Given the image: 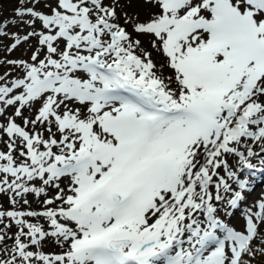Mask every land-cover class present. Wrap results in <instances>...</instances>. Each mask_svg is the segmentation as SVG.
Returning a JSON list of instances; mask_svg holds the SVG:
<instances>
[{
	"label": "bare ground",
	"instance_id": "6f19581e",
	"mask_svg": "<svg viewBox=\"0 0 264 264\" xmlns=\"http://www.w3.org/2000/svg\"><path fill=\"white\" fill-rule=\"evenodd\" d=\"M147 1L149 3L150 0ZM161 1L178 2V5L185 8L186 13H194L189 14L191 15L189 21L187 23L185 21V25L183 23L182 29L178 28L180 30L176 31L174 37L177 52L182 56L190 55L198 64L207 65L205 73L210 71L213 74L212 83L198 80L191 86L189 97L198 93L193 106L197 107L203 116L199 121L190 116V112L194 110L192 106H188V113L185 116L165 121L166 119L157 116L151 110L137 109L130 104L108 99L90 91L95 84L101 83L104 79L101 72L92 69L91 62L95 59L91 57V50L96 48L99 50L102 63L96 62L95 65H101L107 70L118 67L123 56L119 52L114 53L113 44L107 40L93 39L91 31L98 30L99 27L109 30L113 26V23L109 26L104 20H98L96 17L101 7L99 0H75L73 19H64L60 16L48 18L46 24L51 26V29L53 24L55 29L57 25L58 32L63 30L62 34L67 38L61 39H66L65 44L66 42L79 44L80 49L84 47V50H76L77 55H70L71 53L67 55L73 63L83 64L79 67L77 63L75 70L69 71L71 75L68 76L75 77L74 83L64 80L68 78L65 70L57 69L54 71L53 79L48 77L54 83L52 86L47 82V78L34 82L36 85L32 87L30 85L28 92L32 101L44 111L68 108L71 118L74 119L76 114L74 104H79L80 109L84 110L82 104L86 103L91 116L81 122V131L78 124L67 126L66 120L69 117H65L63 124L68 128L62 130L64 139L58 143L53 140L47 143L43 152L49 155V163L42 165L34 176L28 177L27 183H24L17 196L21 203L22 216L33 219L35 264H101L96 248L106 245L117 235H130L134 246L141 237H144L145 242L158 239L165 242V245L174 247L180 238V229H170L169 234L165 235L162 227L172 225L168 218L176 216L175 210L179 211L174 221L177 225L184 219L200 218L197 213H194V217L190 216L185 212L186 207L173 199L175 189L180 188L183 178L196 169V163L204 158L205 150L211 146L213 138L218 136L217 129L212 126L214 120L212 104L221 102L222 95L229 96L233 84L241 81L242 77L245 75L249 77L256 65V51L252 42L242 43V25H239V20L236 22L230 19L225 2L222 3L224 0ZM242 7L247 11L255 10L261 19L260 23L264 26V2L244 0ZM176 10L178 12V9ZM24 11L29 17L34 16L31 13L35 10ZM75 22L79 23L76 29L71 25ZM77 30L82 33L79 37L75 34ZM258 41L257 37L255 43ZM86 46L91 47L86 50ZM123 57L131 58V54H125ZM88 61L89 64L85 65L84 63ZM130 71L129 73L133 72ZM213 71H220V75ZM215 77L217 78L214 84ZM136 79L143 82L141 76H137ZM246 82L243 80L241 86ZM245 90L243 87L232 94L231 98L249 92ZM139 98L149 103L151 109L155 108L154 103L159 99L153 91L148 95L141 91ZM206 105L207 115L204 116ZM5 112L0 109L1 118L5 116ZM166 123L170 125H165ZM208 163L209 161H206L204 166ZM200 174L202 173L197 174L198 179ZM113 191L120 192L122 199L117 204L109 205L106 197ZM221 194L216 192L214 197L223 205ZM166 202L173 205V208L162 214L168 205L161 211L160 208ZM254 211L252 208L244 214L242 212L238 216L234 215L229 218L228 224L233 227L237 225V228L239 226L248 228L250 221L253 220ZM182 231L187 232L186 229ZM222 236L220 244L208 247L201 246L200 241L195 240L193 236L186 237L185 244L191 248L195 247L198 257L193 260H196L197 264L229 262L239 264L242 256L238 258V237L234 239L230 230L223 232ZM131 248L132 246H122L120 251H113L120 255L122 252L127 253ZM161 257L163 251L150 252L144 256L147 264Z\"/></svg>",
	"mask_w": 264,
	"mask_h": 264
},
{
	"label": "rangeland",
	"instance_id": "374dc122",
	"mask_svg": "<svg viewBox=\"0 0 264 264\" xmlns=\"http://www.w3.org/2000/svg\"><path fill=\"white\" fill-rule=\"evenodd\" d=\"M74 1L75 0H0V109H3L4 112L6 111L5 116L3 118L0 117V264H35V233L32 227L34 225L33 219L24 218L22 216V212H20L22 210V208L20 209L21 203L18 201L19 199H17V196L20 194L24 183H27L28 177L34 176L37 171H40L42 165H47L49 163V155L43 152L46 149L47 143L50 142V140L56 141L57 143L59 141L61 142L64 139L63 128L67 129V126H74L76 124H78L80 128L81 122L85 119L87 120L91 116V113L87 109L88 104L86 103L82 104L83 108H85L84 110L82 109L83 111L80 109L81 106L79 104H74V108L76 107L74 119L71 118L72 116L69 114L68 108H62L60 110H56L55 108L44 111L39 109L36 103L32 101V97L28 92L30 85L31 87L36 85L34 82L39 80L42 81L49 75L55 76V70L63 69L67 72V75H71L69 71L73 72L77 67V63L79 67L83 64L79 62L73 63L71 59L67 58V55L70 53V55H77L76 50H84V47L80 49L78 48L79 44H68V42L65 44L66 39H61V37H67L65 34H62L61 31L58 32L57 25L56 30L53 24H51L53 26L52 29L51 26L46 24L48 23L47 18L53 16L73 19L72 17L75 14ZM99 1L101 7L98 9L96 17L99 19H97L104 20L109 26L111 25L109 22H112L113 26L109 30L105 27H99L98 30L95 29L91 31L93 39L95 38L97 41H102L103 39L113 44L114 53L119 52L123 56L125 54H131V58L128 57L129 59L122 56L120 65L114 68L115 74H117L115 79L119 82L123 81L124 79L118 76L124 74L131 83L132 81H136L135 84L131 85L134 86V89L147 87L159 97L158 100L156 99L157 101L163 100L158 104L177 108L193 105L194 99L198 93L193 97H189L191 86L198 80L204 83L206 81H210V83L213 82V79H211L213 78V74L210 71L205 73L206 67H208L207 65L202 63L198 64L195 59H191L190 55L189 57L187 54L182 56L180 52L175 50L176 38L174 36L177 33L176 31L180 30L178 28L182 29L194 13H186L182 5L174 8L172 5L165 4L161 0H157L156 3L150 0V4L147 0ZM243 1L244 0H224L222 3L225 2L224 5L226 6V10L229 14L233 15L236 21L242 19L243 24L248 22L256 24L257 27L263 30L261 33V36H263L264 28L262 27L264 26L260 23L261 19L258 13L255 10L247 11L242 7ZM121 2L122 4H120ZM26 7L32 11L35 10V13H31L34 15L32 16L33 18L29 17V15L23 11ZM176 9H178V12ZM167 19H169V23L165 22ZM71 25L76 29L79 23L75 22ZM60 32L61 35H59ZM75 34L79 37L82 33L77 30ZM114 35L116 36L114 37ZM254 36H257L255 32ZM86 47V50H88L91 46ZM91 51V57L99 61L101 59L99 50L96 48ZM96 54H98V56ZM115 58L118 59L116 56ZM99 63H102V61H99ZM84 64L88 65L89 61ZM92 69L94 70V68ZM129 71L133 72L129 73ZM139 73H143V82L136 79ZM213 73L220 75V71H213ZM68 78L72 79L69 83H74V76ZM68 78H66V80ZM216 78L217 77L214 78V84L216 83ZM47 82L51 83V86L54 84L49 80ZM66 85L68 86L69 84ZM80 85L82 86V84ZM259 85L260 90H252L247 97L248 100L242 103L244 106L250 101L258 103L260 106L257 112L258 119L260 117L264 118V76L259 80ZM95 86L93 90L90 91L96 93L100 83L97 85L95 84ZM150 86L153 87L151 88ZM244 115L247 116V113L245 112ZM65 117H69V119L66 120L67 126L63 124V122H65ZM260 120L261 119H259L257 123L262 125L263 122ZM226 139V136L220 134L215 143L211 144L208 148L210 150L212 149L214 153L219 151L217 158L221 166H217L216 171H221L220 173H223V169L225 168H228L231 172L235 171L238 169V165H234L235 161H238L239 165L250 162L254 163V165L256 164L254 167L261 166V168H264V155H262L260 151L264 146V132H262L261 136L256 140L244 136L239 139ZM223 140H226L227 144L239 147L245 153L247 150L253 151V153H249V156L245 160H240L232 150L224 149L221 145ZM208 149L205 150L203 155L204 158L199 162H203L206 158V151ZM42 153H44L43 156ZM199 162H197L196 165ZM212 170L215 171L213 166ZM193 172H189V175L187 174L183 180L192 176ZM262 176H264V173ZM29 181L32 182L30 179ZM226 186L227 193H225ZM235 187L236 181L231 179V174H229L226 176L223 189L221 188V193L224 194V204L221 205L220 200H217L214 196L212 197V202L216 208V212L219 213L227 223L232 216H238V214L242 212V214H244V212L252 208L253 210L255 209V213H253L254 221H251L249 225L250 228H243L242 226L237 228L236 225V228L233 227L232 229V236L238 237L239 240L237 241V250L239 252L238 258L242 256V260L239 262L240 264H264V177L257 183L256 187L259 188L247 192L248 198L240 202L239 207L233 208L232 206H228L225 201L229 196H231V199L233 198L234 195H232V192ZM115 192L118 194V199L121 201L122 194L117 191ZM115 192H110L108 196H112V193ZM167 205V202L163 204L160 211ZM222 208H224V213ZM163 228L164 226L162 230ZM222 234L221 238L223 237ZM115 239L126 240V244L120 245L118 249L122 246H132L129 251L134 253V256L146 255L148 252L150 253V251L156 252L157 249L160 250L158 244L160 246L162 242V240L158 239L145 242L144 237H141L136 246H134L130 235H117ZM239 244L241 249L245 248L242 253L239 251ZM151 248L153 249L151 250ZM188 250H190L193 259L198 257L195 253V247H189ZM122 253L125 254L126 252ZM226 264H231V262Z\"/></svg>",
	"mask_w": 264,
	"mask_h": 264
},
{
	"label": "water",
	"instance_id": "95a60500",
	"mask_svg": "<svg viewBox=\"0 0 264 264\" xmlns=\"http://www.w3.org/2000/svg\"><path fill=\"white\" fill-rule=\"evenodd\" d=\"M111 245H112V243H111Z\"/></svg>",
	"mask_w": 264,
	"mask_h": 264
}]
</instances>
